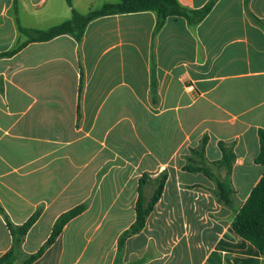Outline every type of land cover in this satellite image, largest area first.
I'll return each mask as SVG.
<instances>
[{"label":"crops","instance_id":"1","mask_svg":"<svg viewBox=\"0 0 264 264\" xmlns=\"http://www.w3.org/2000/svg\"><path fill=\"white\" fill-rule=\"evenodd\" d=\"M17 1L36 10L48 0ZM178 1L199 10L210 0ZM92 2L72 0L73 8ZM67 7L64 21L72 18ZM17 20L15 0H0V53L17 46ZM157 23L153 11L105 16L87 25L81 42L64 35L0 59V207L15 226L42 211L25 238L33 253L63 213L88 205L33 264H263L232 225L264 175L256 162L264 131V0H219L197 25L169 17L157 32ZM53 46L58 55L24 62ZM37 74L35 88L28 83ZM220 144L235 156L230 174ZM191 160L197 167H188ZM164 171L161 199L119 253L136 217L138 198L128 208L126 198L144 174L157 179ZM114 192L117 211L103 201ZM129 211L134 219L126 222ZM12 243L0 213V259Z\"/></svg>","mask_w":264,"mask_h":264},{"label":"trees","instance_id":"2","mask_svg":"<svg viewBox=\"0 0 264 264\" xmlns=\"http://www.w3.org/2000/svg\"><path fill=\"white\" fill-rule=\"evenodd\" d=\"M69 7L72 9V18L63 22L62 24L53 26L46 30L19 27L21 35L28 37V40L20 44L17 48L0 53V59L5 57H13L27 45L31 43H42L54 40L57 37L70 35L74 37L77 42H81L87 25L93 20L105 16L129 14L153 11L157 14V32H159L165 25L169 17H181L185 18L189 24L197 25L201 23L214 9L219 0H210L202 9L192 10L182 6L178 0H121L118 3H107L102 8L97 10H91L88 14H81L73 8L72 0H66ZM249 2L250 0H246ZM156 32V33H157ZM84 86V72L81 71L80 86H79V100ZM78 115L80 118V103L78 106ZM261 151L256 162L264 165V131H259ZM207 142V139H205ZM221 149L224 152V162L230 174L232 170V161L235 158L234 154L228 150L223 144H220ZM202 171L207 177L213 179V174L206 168H202ZM168 175L164 171L158 178L157 188L153 197L147 201L144 198V193L140 187L138 199L135 205V222L130 228L124 232L119 239V253L123 251L125 242L128 238L139 234L145 227L147 219L153 211L156 204L161 199ZM142 183V180H141ZM220 200L229 205L231 199L229 196V190L224 183H219ZM87 207L81 204L65 213H63L56 221L51 235L44 246L38 253L31 256L25 264H33L37 261L45 251L51 247L62 234L65 226L77 218L86 211ZM1 214L4 215L7 222V227L10 230L14 238L13 248L0 259V264H13L15 260L16 248L20 244L21 238L27 235L31 228L35 225L41 216V210H38L26 223L22 226H15L8 218L4 210L0 207ZM234 231L242 238L250 241L260 251L264 257V175L257 186L252 191L250 197L242 207V209L236 215L233 221ZM264 264V262H263Z\"/></svg>","mask_w":264,"mask_h":264},{"label":"rangeland","instance_id":"3","mask_svg":"<svg viewBox=\"0 0 264 264\" xmlns=\"http://www.w3.org/2000/svg\"><path fill=\"white\" fill-rule=\"evenodd\" d=\"M113 1L114 0H107V3H111ZM92 3L93 4H91V5H89V4H81V5L78 6V8H74V9L77 10L78 12H80L81 14L82 13L83 14H86V13L88 14V11H89L90 8H93L92 10H97V9L102 8L106 4L105 2L100 1V0H93ZM67 6H69V5H67L66 0H48L46 2V5L40 6L36 10L34 8H32L31 6H30V8H28V9L26 8L25 9L26 6H24V4L23 5L19 4V2L17 0H15V10H16V13L19 14V21L17 20V23H19V25L21 27H25V28H27V27L28 28L29 27H36V28H39L41 30L49 29V28H51L53 26L62 24L63 22L66 21V20L64 21V18H63L64 16L61 14L62 12H60V10H63L62 7L68 8ZM37 11H38L39 15L35 16V14H37ZM16 17H18V16H16ZM19 36H20V39H19V42H18V44H17V46L15 48H17L20 44H22V43H24V42H26L28 40V37L25 36V35H21L20 32H19ZM39 52L40 53L38 54L37 52L32 51L24 59V62H28V63L36 62V63H38L39 61L43 60L46 56L47 57L54 56V54L58 55V53H59V52H57V50H56V48L54 46H53V48L52 47H48V48L46 47L45 49H43L42 51H39ZM34 53H36L37 55H35ZM50 69H51L52 72H55V70H57L58 68L56 66H54V65L50 66L48 68V70H47V74H48V72H50ZM79 69H80L79 71H83L81 65L79 66ZM38 79H39L38 74L34 75V76L32 75L31 78H29L31 83H28V84L30 86L36 88L38 86V81H39ZM49 80L52 81L49 84V87H51V86L53 87L54 86V78H50ZM49 80H47V82ZM45 83H46V81H45ZM112 139H111L112 142L116 145L117 142H116L115 138L113 137ZM200 150L201 149H198V151H200ZM116 151H114V152H116ZM198 151H197V153L193 154L194 158H197V156L199 155ZM112 154H113L112 152H109V155L112 156ZM110 158H112V159L115 158L114 160H116L115 156H112ZM183 158L185 159V155L183 156ZM196 163H197V161L193 162L191 160L188 167H194V166L197 167ZM111 165H115V164H109L107 166L102 167V172L100 171V173H103L104 170H107L108 168H110ZM184 169H185V165H184ZM159 176L157 177V179L156 178L153 179L151 177V175L144 174L137 181V184H138L137 193L135 191L134 194H132L130 197L126 198L127 199L126 200V204L128 205L127 208L129 207V205H132L134 207L135 199H136V197L138 198L140 187L142 188V191L144 193V198L147 201H149L153 197V195L155 193V190L157 188V182H158ZM141 180H142V183H141ZM119 181L120 180H117L116 184H120ZM95 183H96V181H95ZM104 189H105V187H104ZM111 190H114V189H111ZM116 190L118 191L119 188L118 189L115 188V191ZM116 192H114V195L106 194L107 196H105L104 199H103V201L108 204L107 206L113 204V211H117V209L119 207V204H121V202H119L117 200V198H116L117 197ZM102 193L105 194L106 192L102 191ZM128 195H130V194H127V196ZM121 199H123V198H121ZM114 201H116V202H114ZM82 204H84V205H86V207H88L87 203H82ZM184 204H185V200H184ZM79 205H77V206H79ZM77 206H75V207H77ZM41 214H42V211H41ZM133 219H134V211L127 212L125 221L128 222V221H131ZM6 226H7V222H6ZM26 236L21 238L20 244H19L18 248H16L15 260L13 261V264H25L30 259L31 256H33L36 253H38L39 250L44 246L43 245L39 250H37V251H35L33 253H29V251L32 250L33 248L31 247L30 244H27L26 247H25V238H26ZM13 246H14V238H13V243H12L11 248L9 249V251L13 248ZM5 264H9V263H5Z\"/></svg>","mask_w":264,"mask_h":264},{"label":"built area","instance_id":"4","mask_svg":"<svg viewBox=\"0 0 264 264\" xmlns=\"http://www.w3.org/2000/svg\"><path fill=\"white\" fill-rule=\"evenodd\" d=\"M191 88V87H190Z\"/></svg>","mask_w":264,"mask_h":264}]
</instances>
